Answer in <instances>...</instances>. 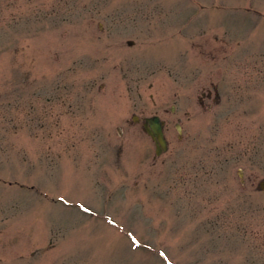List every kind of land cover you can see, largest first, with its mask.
<instances>
[{
  "label": "rangeland",
  "instance_id": "obj_1",
  "mask_svg": "<svg viewBox=\"0 0 264 264\" xmlns=\"http://www.w3.org/2000/svg\"><path fill=\"white\" fill-rule=\"evenodd\" d=\"M261 182L264 0H0V264H264Z\"/></svg>",
  "mask_w": 264,
  "mask_h": 264
},
{
  "label": "water",
  "instance_id": "obj_2",
  "mask_svg": "<svg viewBox=\"0 0 264 264\" xmlns=\"http://www.w3.org/2000/svg\"><path fill=\"white\" fill-rule=\"evenodd\" d=\"M133 43L132 40L129 41V44ZM149 123L147 126V131L154 138L157 145V153L160 154L163 150L167 149V140L163 132V123L161 118L158 115H154L146 118ZM180 130V127H178ZM261 187L264 188V183H260Z\"/></svg>",
  "mask_w": 264,
  "mask_h": 264
},
{
  "label": "flooded vegetation",
  "instance_id": "obj_3",
  "mask_svg": "<svg viewBox=\"0 0 264 264\" xmlns=\"http://www.w3.org/2000/svg\"><path fill=\"white\" fill-rule=\"evenodd\" d=\"M138 119V118H137ZM143 119V121H142V125H143V128H145V126H147V125H149L148 124V122H147V120H145V117L144 118H142ZM138 122V121H137ZM179 122H180V120H179ZM179 124V123H178ZM165 127H166V121L163 119V128L165 129Z\"/></svg>",
  "mask_w": 264,
  "mask_h": 264
}]
</instances>
